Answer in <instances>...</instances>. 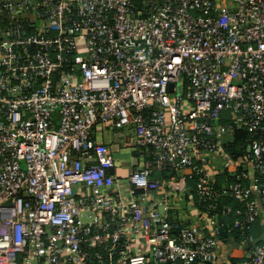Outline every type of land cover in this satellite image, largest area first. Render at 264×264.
Instances as JSON below:
<instances>
[{
	"label": "built area",
	"instance_id": "2783aa9c",
	"mask_svg": "<svg viewBox=\"0 0 264 264\" xmlns=\"http://www.w3.org/2000/svg\"><path fill=\"white\" fill-rule=\"evenodd\" d=\"M98 126L197 176L209 209L242 202L234 228L264 227V0H0V264H231L244 244L223 256L210 210L162 213L149 164L129 198L113 186ZM256 241L239 264H264Z\"/></svg>",
	"mask_w": 264,
	"mask_h": 264
},
{
	"label": "crops",
	"instance_id": "0c3cea01",
	"mask_svg": "<svg viewBox=\"0 0 264 264\" xmlns=\"http://www.w3.org/2000/svg\"><path fill=\"white\" fill-rule=\"evenodd\" d=\"M97 140L106 143L115 159V165L108 171V176L113 186L120 191L125 197H130L129 193V177L131 173L140 167L148 165V160L145 154H140L138 150L131 146L120 144L117 140V135L114 130L109 127L98 126L96 131ZM220 165V163H219ZM166 178V179H164ZM221 177H216L213 182H216ZM155 179L165 185L155 194L154 203L162 213L168 214L173 220L192 223L196 216V207L194 205V196L192 191L194 188L190 182H194L193 175L185 171L178 172V178L167 174L166 177H160L156 174ZM224 180V179H222ZM180 182L185 187L186 192H182L181 185L174 187V183ZM261 228V233L259 229ZM255 239L264 241V227L261 223H257L253 230ZM242 249H235L236 258H244L247 256L249 248L245 244ZM235 244H224L220 248L223 256L231 254V247L235 248Z\"/></svg>",
	"mask_w": 264,
	"mask_h": 264
},
{
	"label": "trees",
	"instance_id": "16d2710c",
	"mask_svg": "<svg viewBox=\"0 0 264 264\" xmlns=\"http://www.w3.org/2000/svg\"><path fill=\"white\" fill-rule=\"evenodd\" d=\"M252 138V133L245 130L239 129L236 131V134L233 140L225 146L226 151L234 157V159H239L249 151V142ZM140 154H145L148 160L150 167L153 169V177H156V174H160V177H166L167 174H171V176L178 178L179 170L177 168H167L163 171L155 170V157L153 155V150L150 149H140L138 150ZM194 182H190V185L194 188L192 191L194 196V205L197 207L201 213L210 210L209 216L215 217L221 225L219 238L223 241V244H235L240 245L246 242L249 235L256 234L253 232L254 227L251 230L241 231L239 229L234 228V220L235 215L226 214V208L231 207L234 210L236 208H243L242 202L234 199L233 197L223 196L217 199V206L215 209H209V204L214 203L212 200H208L204 202L198 195V182L199 179L197 176H193ZM166 179V178H164ZM224 179V180H222ZM233 176L228 174L224 178H219L216 182L212 181V184L215 187V190L218 191L219 194H222L223 190L227 188L231 183H233ZM261 228L259 229V233H261ZM257 235V234H256ZM255 238V237H254ZM247 243V242H246ZM245 243V244H246ZM243 259L242 258H232L231 264H239Z\"/></svg>",
	"mask_w": 264,
	"mask_h": 264
},
{
	"label": "rangeland",
	"instance_id": "374dc122",
	"mask_svg": "<svg viewBox=\"0 0 264 264\" xmlns=\"http://www.w3.org/2000/svg\"><path fill=\"white\" fill-rule=\"evenodd\" d=\"M135 140V137H134V134L132 132L128 133V136L127 138L125 139V145H128V146H133L135 144L134 142ZM141 149V148H140ZM139 149V150H140ZM236 253V252H235Z\"/></svg>",
	"mask_w": 264,
	"mask_h": 264
},
{
	"label": "water",
	"instance_id": "95a60500",
	"mask_svg": "<svg viewBox=\"0 0 264 264\" xmlns=\"http://www.w3.org/2000/svg\"><path fill=\"white\" fill-rule=\"evenodd\" d=\"M261 240H264V239H261ZM260 240H257L256 242H259Z\"/></svg>",
	"mask_w": 264,
	"mask_h": 264
}]
</instances>
